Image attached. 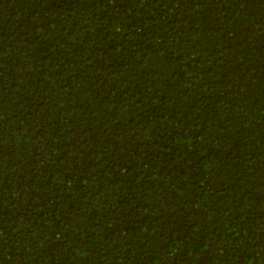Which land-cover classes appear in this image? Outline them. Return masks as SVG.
I'll return each mask as SVG.
<instances>
[{
  "label": "trees",
  "instance_id": "obj_1",
  "mask_svg": "<svg viewBox=\"0 0 264 264\" xmlns=\"http://www.w3.org/2000/svg\"><path fill=\"white\" fill-rule=\"evenodd\" d=\"M0 264H264V0H0Z\"/></svg>",
  "mask_w": 264,
  "mask_h": 264
}]
</instances>
